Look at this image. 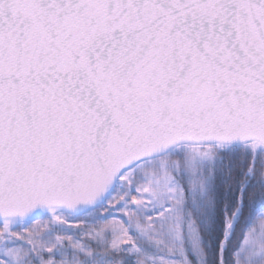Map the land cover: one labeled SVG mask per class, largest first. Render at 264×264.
I'll use <instances>...</instances> for the list:
<instances>
[{"label":"snow or ice","instance_id":"1","mask_svg":"<svg viewBox=\"0 0 264 264\" xmlns=\"http://www.w3.org/2000/svg\"><path fill=\"white\" fill-rule=\"evenodd\" d=\"M0 264H264V0H0Z\"/></svg>","mask_w":264,"mask_h":264}]
</instances>
